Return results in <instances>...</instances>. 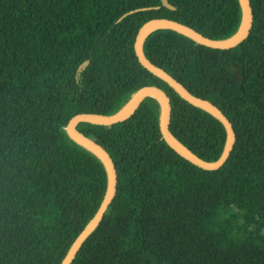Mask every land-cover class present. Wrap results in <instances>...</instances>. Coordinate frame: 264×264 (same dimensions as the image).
<instances>
[{"label": "trees", "instance_id": "trees-1", "mask_svg": "<svg viewBox=\"0 0 264 264\" xmlns=\"http://www.w3.org/2000/svg\"><path fill=\"white\" fill-rule=\"evenodd\" d=\"M168 2L173 9L160 0H0V264H60L98 209L107 172L66 133L77 113L113 114L157 85L170 99L173 137L205 161L220 157L223 124L142 66L134 39L155 17L229 38L239 1ZM249 2L252 25L234 47L169 28L142 43L151 63L230 121L234 142L219 168L167 145L152 96L119 123L76 124L108 152L117 182L70 264H264V0Z\"/></svg>", "mask_w": 264, "mask_h": 264}, {"label": "water", "instance_id": "water-1", "mask_svg": "<svg viewBox=\"0 0 264 264\" xmlns=\"http://www.w3.org/2000/svg\"><path fill=\"white\" fill-rule=\"evenodd\" d=\"M238 1L242 13L241 25L238 31L229 38L211 39L202 35L192 27L185 25L181 22L164 17H155L145 21L139 27L134 39L135 55L142 66H144L148 71L165 81L187 102L208 112L210 115L218 119L223 124L226 132V137L222 153L217 160H203L173 137V135L169 131V118L171 110L170 99L165 93V91L157 85H145L139 88L129 100V102L122 109L118 110L113 114L104 115L99 113L85 112L77 113L69 119L65 127L66 133L74 142L87 149L101 160L107 172V185L104 196L99 204L98 209L96 210L95 214L91 217V219L86 223L83 229L79 232L76 238L73 240L60 264H70L83 241L99 224L102 215L105 212L109 203L111 202L116 190V168L110 155L99 143L90 139L89 137L81 133L79 130H77L76 124L78 122L88 121L91 123L106 125L119 123L125 120L126 118L130 117L137 109V107L142 103L145 97L152 96L156 98L160 103V133L162 138L170 148H172L176 153H178L180 156H182L192 164L202 169H217L225 162L234 142V129L230 121L226 118V116L221 112V110L217 106L213 105L211 102L205 99L192 95L184 88V86L180 82L175 80L171 75H169L160 67L151 63L144 55L142 43L145 36L149 34L152 30L156 28H169L207 47L218 49H227L234 47L247 37L252 25V12L249 0ZM160 2L161 5L169 9H173V6L168 2V0H160ZM155 8H157V6H155ZM141 9L145 8H137L135 9V11ZM132 12L133 10H130L128 13Z\"/></svg>", "mask_w": 264, "mask_h": 264}, {"label": "rangeland", "instance_id": "rangeland-1", "mask_svg": "<svg viewBox=\"0 0 264 264\" xmlns=\"http://www.w3.org/2000/svg\"><path fill=\"white\" fill-rule=\"evenodd\" d=\"M210 222H208L207 224H209Z\"/></svg>", "mask_w": 264, "mask_h": 264}]
</instances>
